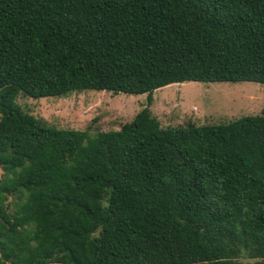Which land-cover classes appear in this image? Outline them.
<instances>
[{
  "label": "trees",
  "instance_id": "16d2710c",
  "mask_svg": "<svg viewBox=\"0 0 264 264\" xmlns=\"http://www.w3.org/2000/svg\"><path fill=\"white\" fill-rule=\"evenodd\" d=\"M186 82L264 84V0H0V264H264V113L161 127ZM81 91L148 105L90 136L16 102Z\"/></svg>",
  "mask_w": 264,
  "mask_h": 264
},
{
  "label": "rangeland",
  "instance_id": "374dc122",
  "mask_svg": "<svg viewBox=\"0 0 264 264\" xmlns=\"http://www.w3.org/2000/svg\"><path fill=\"white\" fill-rule=\"evenodd\" d=\"M151 115L161 127L218 125L264 113V84L255 82L172 84L152 92ZM17 104L45 126L87 131L90 136L117 131L148 105V94L81 91L61 97L32 99L19 95ZM4 173L0 170V180ZM9 213L15 200L9 197ZM243 261L254 262L243 259Z\"/></svg>",
  "mask_w": 264,
  "mask_h": 264
}]
</instances>
